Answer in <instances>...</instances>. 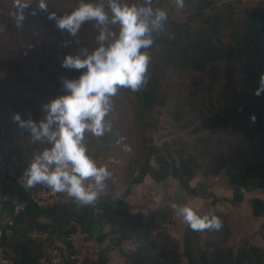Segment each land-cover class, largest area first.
Returning <instances> with one entry per match:
<instances>
[{"label":"trees","instance_id":"trees-1","mask_svg":"<svg viewBox=\"0 0 264 264\" xmlns=\"http://www.w3.org/2000/svg\"><path fill=\"white\" fill-rule=\"evenodd\" d=\"M169 1L172 0H153V7L168 12L167 30L153 33L155 44L146 50L151 56L147 86L138 92H128L135 154L125 169L123 183L129 187L147 176L156 183L172 177L189 195L211 197L215 201L219 197L208 191L201 179L221 178L225 188L233 191L229 200L236 205L244 199L245 192L264 188V93L254 95L264 73V10L244 7L242 0H226L220 5H215L214 0H185L180 19L171 8L164 7ZM134 2L139 4L143 0H121V3ZM96 35L97 30L92 36L94 41ZM165 111L170 122L161 134L165 129L162 127ZM253 114L254 123L250 119ZM176 128L188 130L189 150L175 149L177 144L187 141L157 144L156 138L172 136ZM0 138L5 150L19 156L24 173L33 157L31 149L10 142L2 130ZM117 141L113 130L102 137L91 133L85 136L88 154L95 161L123 153L115 145ZM135 173L138 177L133 178ZM113 199V211L107 206L102 208L114 231L121 239L130 241L126 264H264V248L252 238L244 237L231 245V213H214L223 222L220 231L207 230L203 234L186 227L177 239L161 228L168 222L167 209L134 211L125 204L124 197ZM72 204L62 206L74 207ZM99 205L100 199L90 208ZM58 207L61 206L54 208ZM29 210L44 211L30 206L25 211ZM251 211L254 217L263 219L257 234L264 240L263 198L252 199ZM20 215L6 228L16 231ZM75 231L71 229L69 234ZM25 239V244L37 242L41 248L35 258L28 259L31 262L25 255L20 257L3 233V245L14 253L10 256L14 264H38L53 245L47 240ZM107 259V254H101L93 264H105Z\"/></svg>","mask_w":264,"mask_h":264},{"label":"clouds","instance_id":"clouds-1","mask_svg":"<svg viewBox=\"0 0 264 264\" xmlns=\"http://www.w3.org/2000/svg\"><path fill=\"white\" fill-rule=\"evenodd\" d=\"M172 2L181 11L185 7V0ZM49 8V0H13L10 16L20 30L28 15L46 13L58 30L72 38L79 36L86 23H94L98 46L92 51L81 48L75 55L68 54L62 59L64 69L85 71L76 79L60 78L64 94L40 106L43 116L38 122L31 117L23 119L20 113L13 114V122L29 134L33 144L47 145L34 154L20 183L26 191L42 185L67 194L80 207L94 206L113 174L88 154L85 136L91 133L102 137L112 131V122L107 118L120 89L138 92L147 86L151 56L146 50L155 44L153 33L167 30L169 16L162 8H154L153 0L139 4L77 0L76 6L63 15L50 12ZM110 26H118V31ZM69 43L66 41L64 46ZM262 93L264 73L254 95ZM250 119L254 123L255 115ZM123 147L131 151L129 145ZM170 207L194 232L223 228L222 220L215 214L201 216L193 208L176 203Z\"/></svg>","mask_w":264,"mask_h":264},{"label":"rangeland","instance_id":"rangeland-1","mask_svg":"<svg viewBox=\"0 0 264 264\" xmlns=\"http://www.w3.org/2000/svg\"><path fill=\"white\" fill-rule=\"evenodd\" d=\"M67 1L49 0V11H55L58 15L69 12V9L72 10L76 6L77 0H74V2ZM243 6H257L261 10H264V1L249 0L243 2ZM32 7H35V4ZM164 7L171 8L176 17L183 18L184 10L177 9L172 1H169ZM13 10V0H0V130L7 134L10 142L21 144L25 148L28 146L34 156L37 151L42 150L47 145L33 144L29 138V134L18 128L17 124L12 120V116L15 113H20L23 119L31 117L33 120L39 121L42 118L43 113L40 106L51 98L64 94L60 78L76 79L84 71V69H64L61 66L62 59L68 54L75 55L81 48H87L89 51L94 50L97 44L92 36L97 29L94 23H86V28L82 27L79 36L72 38L58 30L55 27V22L50 21L47 18V14L41 12L35 16L28 15L24 22V27L19 30L15 27L13 19L10 16ZM111 27L118 30V26ZM66 41H71V43L68 46H64ZM129 90H119L118 94L113 98V111L107 118L112 122L114 136L118 137L115 145L124 152L112 155V157L107 159L99 158L96 161L99 166H106L110 172L119 173L116 185H113L109 181L106 182L107 185L125 187L126 189L128 187L123 183L124 172L129 160L135 154V132L131 109L128 105ZM168 122H170V117L168 112L165 111L162 115V127L165 129L161 130V134L165 133ZM166 135L170 137L169 141L175 143L177 141H187L186 144H177L175 146L176 150H181V148L189 150L191 148V137L188 134V130L177 131L176 128L172 136L170 134ZM124 145H129L131 151H125ZM95 149L96 147L90 150L91 155H94ZM111 167L114 170H111ZM118 176H113V178H117ZM133 178L136 177L133 176ZM198 180L199 177L192 184ZM201 180L202 183L207 185L208 191L215 190L216 192H222L224 190L225 181L221 178ZM255 193L257 192L248 193L246 201L241 205V215L245 217L242 218L241 223L242 221H246V214L249 213L248 200ZM243 200L241 201L242 203ZM245 212L246 214H244ZM247 221L248 224L243 229L240 226L238 227V230L243 231L244 234L248 233L253 226L249 217ZM238 223L239 221L236 220L234 225H238ZM168 225L166 227L161 226V228L163 227L171 235L174 233V225ZM259 238L260 236L258 235L256 240L264 246V240H261V238L259 240ZM236 239L235 235L231 236V245H236Z\"/></svg>","mask_w":264,"mask_h":264},{"label":"crops","instance_id":"crops-1","mask_svg":"<svg viewBox=\"0 0 264 264\" xmlns=\"http://www.w3.org/2000/svg\"><path fill=\"white\" fill-rule=\"evenodd\" d=\"M110 169L114 170L113 167ZM112 174V178L108 181L112 182L113 185H116L115 183H117L119 173L112 172ZM113 176L118 177L113 178ZM13 189L14 185L8 179L7 175H4L3 171H1L0 225L4 224L9 215V201ZM230 190L231 189H227L225 187L222 192H216L213 190L212 192L219 197V200L212 201L213 198L211 197L189 195L178 180L173 179L172 177H167L164 181L156 183L147 176L141 183L132 184L127 188V191L123 196V201L129 207L133 208L134 211L146 212L147 210L154 211L167 209L169 214L168 222L163 223L162 226L166 227L168 224L174 225V233L171 235L177 239L181 238L184 229L188 227V225L184 223L170 207L172 203H176L179 206L187 205L193 208L201 216L205 214H214L215 212L231 213L230 226L232 229V236L235 235V238H237L236 243L241 238L250 237L256 245L264 248V246L256 240L258 236L257 232L263 219L254 217L251 211V201L253 198L260 197L264 200V188L245 192L243 203L239 202L236 205H233L229 200L233 197V191ZM255 191L257 193L251 196L248 200L247 206L249 215L245 212L244 214L247 215L246 221H242L241 223L242 218H245L241 215V205L246 201L247 194ZM72 205L74 207L61 206L46 211L44 210L42 212H37L35 210L25 211L20 215L21 221L17 226H15L16 231H13L12 227H8L5 229V236L13 244L20 257L25 255L28 257H26L28 260L29 258H35L41 251V248L35 241V243H31V245L25 244V238H30L28 234L32 230L46 232L48 234V238L45 240L51 242L57 247H60L66 254L71 252L72 249L71 242L69 240V233L71 229L76 231L81 230L93 234L96 237L98 244L102 249V254L108 255V259L105 264H126L125 255L130 252V241L121 239L114 231L112 225L106 221V214L102 208L103 206H107L110 211H113L115 208V200L112 197H103L100 199V205L94 209H91L90 206L80 207L76 203H73ZM248 217L252 221L253 226L248 233L244 234L243 231L238 230V227L240 226V228L243 229L246 224H248ZM236 220L239 221L238 225H234ZM168 227L170 226L168 225ZM29 228H32L31 231H28L25 235V231ZM202 233L204 234L205 231ZM7 251L10 256H14L12 250L7 248ZM28 262L31 261L28 260ZM64 264H68L67 261H65Z\"/></svg>","mask_w":264,"mask_h":264},{"label":"built area","instance_id":"built-area-1","mask_svg":"<svg viewBox=\"0 0 264 264\" xmlns=\"http://www.w3.org/2000/svg\"><path fill=\"white\" fill-rule=\"evenodd\" d=\"M225 1L226 0H214V4L220 5ZM242 1L247 2L249 0ZM169 140L170 137L165 135L157 140V144H163L169 142ZM1 171H6L8 179L16 190H14L10 196L9 215L4 224L0 225V264H14L2 242L5 228L7 226H12L15 219L29 206L50 210L56 206L67 205L74 202L67 194L53 192L46 186H36L26 191L20 183V178L23 175L22 161L17 154L5 150L4 143L0 138V172ZM134 177H138V173H135ZM126 191L127 189L125 187L107 185L99 199L103 197H123ZM28 235L32 239L45 240L48 238L46 232L39 230H32ZM69 240L72 247L71 252L66 254L60 247L52 245L47 249L46 254L39 258L38 264H64L65 261H72L76 264H93L98 261L102 254V249L93 234L78 230L69 234Z\"/></svg>","mask_w":264,"mask_h":264},{"label":"water","instance_id":"water-1","mask_svg":"<svg viewBox=\"0 0 264 264\" xmlns=\"http://www.w3.org/2000/svg\"><path fill=\"white\" fill-rule=\"evenodd\" d=\"M3 174L6 175V171H3Z\"/></svg>","mask_w":264,"mask_h":264}]
</instances>
